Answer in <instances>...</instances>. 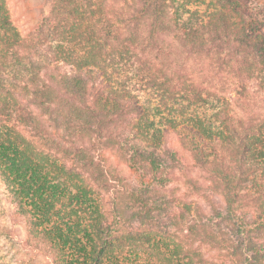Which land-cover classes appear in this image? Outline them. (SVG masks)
Wrapping results in <instances>:
<instances>
[{
    "label": "trees",
    "instance_id": "obj_1",
    "mask_svg": "<svg viewBox=\"0 0 264 264\" xmlns=\"http://www.w3.org/2000/svg\"><path fill=\"white\" fill-rule=\"evenodd\" d=\"M262 95L259 0H0V264H264Z\"/></svg>",
    "mask_w": 264,
    "mask_h": 264
},
{
    "label": "rangeland",
    "instance_id": "obj_2",
    "mask_svg": "<svg viewBox=\"0 0 264 264\" xmlns=\"http://www.w3.org/2000/svg\"><path fill=\"white\" fill-rule=\"evenodd\" d=\"M53 0H6L7 6L9 8L11 17L14 24L17 26L21 34L25 37H33L36 35L38 26L43 17L49 15L50 8ZM264 3V0H259ZM62 68H67L65 65ZM229 80H227L228 82ZM228 84V83H227ZM255 111L264 110V95L258 96L256 100ZM263 112V111H262ZM174 133L170 132L166 137L165 145L160 149V155L166 156L165 148H172L174 145L177 146V140ZM114 158V157H113ZM115 159V158H114ZM194 176L203 178V173L199 169L194 168L192 171ZM15 225L16 234L21 239H26L27 231L25 221L19 219ZM37 264H46L47 260L44 257L37 256Z\"/></svg>",
    "mask_w": 264,
    "mask_h": 264
}]
</instances>
